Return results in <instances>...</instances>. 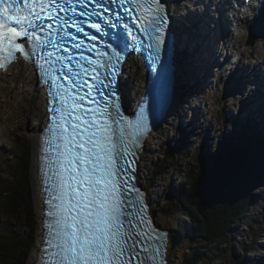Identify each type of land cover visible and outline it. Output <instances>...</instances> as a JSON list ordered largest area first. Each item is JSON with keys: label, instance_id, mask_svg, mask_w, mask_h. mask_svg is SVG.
<instances>
[{"label": "snow or ice", "instance_id": "snow-or-ice-1", "mask_svg": "<svg viewBox=\"0 0 264 264\" xmlns=\"http://www.w3.org/2000/svg\"><path fill=\"white\" fill-rule=\"evenodd\" d=\"M95 3L97 7H101L100 0H95ZM146 5L138 0L135 2V7L143 13L142 31L149 34V39L154 41L150 47L155 49L158 58L160 47L164 43L161 25L167 23V15L160 0H146ZM57 10L67 11L57 3V0H50V3L49 0H35L34 3L25 0L22 9L18 6L17 0H0V67L6 68L15 61L17 51L25 59H30L24 43H17L21 38L26 39L33 54L37 48L49 43L55 48V43L49 40L50 32L43 38L38 33L43 31L44 19H61L59 16L51 15ZM80 15L86 13L81 12ZM87 15L102 17L101 13L95 12ZM63 23L67 24L68 21L64 20ZM13 24L15 26H11ZM89 27L96 29L97 32L101 30L99 22L91 23ZM109 27L115 25L109 24ZM76 30L84 31L79 25L76 26ZM91 39L95 40L97 37L92 36ZM75 47L78 49L80 45L77 44ZM103 55L107 56L108 53ZM51 56L52 53H48L47 57L41 56L39 60L52 64L54 61L50 59ZM68 59L71 65V57ZM80 59L89 63L85 66L77 62L76 67L85 77L92 73L87 82H82V86L87 88L84 96L76 95L71 88H65L63 95L60 92L54 94L49 92V96L59 97L62 105L61 122L56 125L59 130L57 138L62 143L55 146L62 149L58 152L57 159L60 171L56 173L59 181V195L56 199L60 204L56 205L59 243L56 245L58 252L55 255L58 259L55 264H132V258L126 254L133 250L125 248L129 237L120 231L122 215L120 206L125 203L122 197L126 185L124 188L121 187L119 173L121 171L126 173L128 169L118 167L117 157L131 154L128 151L129 145H136L144 126L139 120L133 125L127 116L120 113L115 78L103 85L107 89V98L102 106L84 107L86 97L96 89L92 81L99 80L98 69L108 65L113 59L119 61V52L113 49L108 60L103 62L82 54ZM39 67L51 77L52 87H59L55 82L56 77L51 76L42 64ZM64 79L71 77L65 74ZM73 84L76 82L73 81ZM97 95L101 93L97 91ZM90 102L95 103V100ZM110 108L115 112L110 111ZM48 143L51 150V140ZM131 191L137 192L140 197L143 196L138 189L132 188ZM49 215L53 213L49 212ZM155 253L161 255L160 247L155 249ZM150 259L155 260V256ZM160 264H163L162 260Z\"/></svg>", "mask_w": 264, "mask_h": 264}, {"label": "rangeland", "instance_id": "rangeland-1", "mask_svg": "<svg viewBox=\"0 0 264 264\" xmlns=\"http://www.w3.org/2000/svg\"><path fill=\"white\" fill-rule=\"evenodd\" d=\"M179 3H181V5ZM186 3V0H181V2L176 1L174 6L179 4V6L182 7ZM263 34L264 31L262 29L261 32L258 30L257 34L253 36V42H249V44H258L260 36ZM123 78L128 80V87L125 94L132 100V96L133 94L135 95L137 88L136 81L133 77L127 78V75H124ZM183 86V88L180 87L181 89L177 88V95L180 96L179 103L177 100L171 114L167 116L163 125L157 130V133L150 141L149 146L151 150L146 152L147 157L145 163L140 164L138 171V181L148 191L149 204L155 223L163 228L166 226V222L175 215H183L187 220L190 237H188L181 248V254L176 262L177 264H185L189 251L195 249V245L199 246L200 243H194L195 241L192 239L193 234H191V231L193 226H191L192 224L190 223L187 211L182 210L174 198L175 189L182 181L183 174L199 155L205 154L206 152L213 153L219 142L220 145H224L227 140L244 133V130H246L245 123L250 122V120L246 121V114L251 109L250 105H244L242 101L240 102V97L237 96L239 92L236 91V88L233 89L230 87V89H228L229 85L224 83V81L218 83L212 88L213 90H209V87L206 88L205 85L197 83H189L187 86L184 84ZM206 89L208 92L211 91V95L208 96L210 99L207 100L209 103L207 102L204 105H200V108L193 111L194 116L188 117L189 120L186 123L183 124L180 122L181 120H186L184 110H188V105L186 107H183V105L188 103L189 99L191 101L192 97L194 98ZM12 115H10V118H5L3 115L0 117V126L6 127L7 129L5 132L7 137L3 140L2 144H0L2 154L15 152V147L13 145L16 144L15 140L17 136L21 143H24L25 139L28 140L26 130L30 129V124L34 122L32 119H29L27 123L22 126L20 124L23 121L22 118ZM19 147L18 152L20 153L22 152V146ZM171 151L177 154L174 160L175 166L168 169L163 175L156 179H152L153 167L158 166L163 157ZM31 165L32 160L28 168L29 176L27 181L32 178ZM8 169L4 159L0 156V191L1 189H5L11 181ZM28 184L30 187L31 182ZM31 191L32 189L29 192ZM256 191L264 192V186L253 189L252 193H256ZM32 196L33 194L29 198V204L27 201V204L30 206L27 204L25 205L32 208L34 222L25 206V212L27 211L28 213V220H26L27 223L24 222L26 223L24 224L22 223L24 215L18 213L17 208L21 204V201L24 200V196L22 197L23 199L20 200L18 206L15 207V205H11V201L8 202V199L4 198L0 193V231L3 230L1 226L10 224L14 226L15 232L25 237L30 236L31 228H33L34 242L31 249L32 247L38 246L40 232L38 212L35 211L33 205H31ZM254 203L255 204H253L250 209H247V211L243 213L242 218L236 223L227 241L207 247L208 251L204 249L205 247H202V245H200L201 247L199 246L200 251L203 252V258L196 264H236L238 261L239 264H264V256L263 259L260 258V256L264 254V197L259 196V200L257 202L254 201ZM15 210L16 215L14 214ZM7 213H11V216L8 217ZM169 227L170 226L167 228ZM167 228L165 227L164 229ZM260 234L262 236L258 237ZM31 252H29L25 264L29 263ZM173 262L172 264H174ZM0 264L11 263L10 260L8 262V260L3 261L0 259Z\"/></svg>", "mask_w": 264, "mask_h": 264}, {"label": "bare ground", "instance_id": "bare-ground-1", "mask_svg": "<svg viewBox=\"0 0 264 264\" xmlns=\"http://www.w3.org/2000/svg\"><path fill=\"white\" fill-rule=\"evenodd\" d=\"M198 1L199 0H197V4H200V6L202 7L204 3L201 0L199 2ZM171 4L174 5L175 2L171 1ZM179 4L181 5V3ZM184 9L185 8H183L180 12H178L177 17L175 18L176 22L180 24V28L183 26L185 28L183 30L179 28L180 29L179 45L180 44L181 45L180 48H178V61H180L179 63L180 66L183 65L181 67V70H185V64H186L187 71L191 73V76H194L195 78H197V80L201 79L202 84L203 85L205 84V86L207 85L206 88L209 87L208 88L209 90L214 88L218 83L222 82V80L217 82V79H220L219 78L220 76H222L224 83L229 85L228 87L232 86L233 84H236V82L237 83L239 82L238 89H240L239 90L240 93L237 96L240 97V102L242 101L243 103L245 100H247L246 94H248V96H252L251 93L253 91L263 90L264 89V34L260 36V41L258 44H249V42H253V40L252 41L249 40L248 37L249 35L255 36L258 30H260V32L261 29L264 31V19L259 17L255 19V22L253 23L251 22L250 24V22H248L250 19H247L245 21L242 19L240 20V18L236 17L235 24L237 28L243 29L242 30L243 33L240 34L239 32L237 34L236 33L230 34V33H226L225 30L211 31L207 25H205L204 27L205 30L204 28H197L196 26L193 25L194 17H196V15L192 14L188 9L187 10ZM204 22L206 23L207 21ZM220 44L222 46V51H224L225 49L228 52L231 51V54L225 57L226 61L224 60V62H227L228 65L227 67L224 68L223 65H220V62L217 63L215 60L218 54L217 48H219ZM215 45H217L216 49L214 48ZM184 49L191 50L192 52L187 51L186 53H184L185 51H183L184 54V58H183L182 50ZM217 65H220L218 69L219 71L216 70V68L218 67ZM123 75H127V78L128 77L134 78L137 86L136 91L139 92L141 89V85L143 84L145 71L142 69L141 62L138 58H131L130 60L125 62L123 74H122V85L126 92L128 87V80L124 79ZM181 76H183V73ZM183 77L184 79L190 78V76L187 75L186 76L184 75ZM240 81L242 82L240 83ZM210 92L211 91L208 92V90L206 89L203 92H201L199 95L195 96L194 98L192 97L191 101L189 99L188 100L189 102L183 105V107H186L188 105L187 107L188 110H184L185 112L184 114H186V120L184 119V121L181 120L180 122L184 124L189 120L191 116H194L193 111H196V109L200 108L199 107L200 105H204L208 102L207 100L210 99V97L208 96L211 95ZM254 96H256L257 98L254 97L253 99L245 102V104L246 105L251 104L252 108L254 109H256L257 103H261L264 105V96H261L260 94ZM130 103L131 102L129 100V96L125 94V105ZM44 104H45L44 91L41 88L39 89L37 88L36 78L30 66H28L25 63L18 62L13 64L12 67H10V69L7 72L5 73L0 72V117L3 115L5 116V118L8 117L10 118V115L13 114L15 115V117L22 118L23 121L20 123L22 126H24L27 123V120L29 119H32L34 121L32 122V124H30V129L26 130V134L28 137L27 141L30 146L29 164L30 161L32 160V165H31L32 178H30L29 180V182H31L29 188H31L33 191V193L31 191V195L33 194L31 205H33L35 211L38 212L37 214L39 216L38 218L40 220L39 222L40 224L42 219L41 213H42L43 205H42V195L39 191V178L37 176V147H38V135L45 114ZM258 107H260V105ZM170 114L171 112H168L162 118L160 124L154 130L149 132V134L144 139L140 151V156L138 159L139 160L137 165L138 170L140 164L145 163L147 157L146 152L151 150V147L149 146L150 141L153 139V137L157 133V130L163 125V123L167 119V116ZM6 131H7L6 127L0 126V144H2L3 140L7 137L5 134ZM27 185L25 187H28ZM26 189L24 188V191ZM144 190L146 193V202L149 206V211L151 213L148 191L145 188ZM263 193L264 192L262 191V197H264ZM27 201L28 200L22 201V203L18 207V213L23 214L25 212V208L30 203L29 202L30 200L28 201V204ZM25 218H27L26 214L25 216H23L22 223L26 222ZM152 219L154 220L153 217ZM168 226L170 227L167 228ZM165 227L167 228L166 230L169 231L168 241L165 251L166 264H172L173 261L174 264H177L176 262L181 254V248L187 241L188 237H190L189 235L190 230L187 225V220L183 215H175L168 222H166V226H164L162 229H164ZM175 231L179 232V234L181 235V240L177 242V244L173 245L172 236L174 235ZM191 234H193V229L191 231ZM41 239H42V230L40 229L38 245ZM31 251H30L31 253L28 264L35 263L38 246L32 247ZM263 255L260 256L261 259H263Z\"/></svg>", "mask_w": 264, "mask_h": 264}, {"label": "trees", "instance_id": "trees-1", "mask_svg": "<svg viewBox=\"0 0 264 264\" xmlns=\"http://www.w3.org/2000/svg\"><path fill=\"white\" fill-rule=\"evenodd\" d=\"M17 139L13 145L15 152L1 154L9 168L11 181L0 193L15 207L23 196L28 201L31 196L29 184L27 185L30 146L29 143L27 145V140L21 143ZM19 146H22L20 153ZM176 156V152H168L158 166L153 167L152 179L174 167ZM263 183L264 136L244 132L227 140L224 145L219 142L213 153L199 155L183 174L174 196L178 206L188 213L193 226L194 243H200L207 249L227 241L243 213L253 204V189ZM24 188H28V191H24ZM27 210L34 222L32 208L27 206ZM28 213L26 211L23 215L28 217ZM7 214L8 217L11 216V213ZM14 214L16 215V210ZM1 228L0 259L10 260L11 264H25L34 242V229L31 228L30 236L23 237L10 224ZM199 246L195 245L196 248L189 251L185 264H196L202 260L203 252Z\"/></svg>", "mask_w": 264, "mask_h": 264}, {"label": "water", "instance_id": "water-1", "mask_svg": "<svg viewBox=\"0 0 264 264\" xmlns=\"http://www.w3.org/2000/svg\"><path fill=\"white\" fill-rule=\"evenodd\" d=\"M251 41L253 40V38L250 39ZM192 228V227H191ZM169 232V231H168ZM181 240V235L179 234L178 231H175L174 235L172 236V244L175 245L177 244V242H179Z\"/></svg>", "mask_w": 264, "mask_h": 264}]
</instances>
